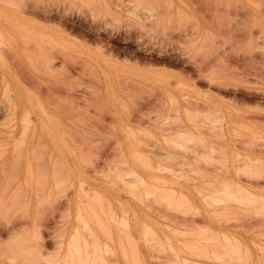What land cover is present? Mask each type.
Here are the masks:
<instances>
[{
    "label": "rangeland",
    "instance_id": "rangeland-1",
    "mask_svg": "<svg viewBox=\"0 0 264 264\" xmlns=\"http://www.w3.org/2000/svg\"><path fill=\"white\" fill-rule=\"evenodd\" d=\"M263 149L264 0H0V264H264Z\"/></svg>",
    "mask_w": 264,
    "mask_h": 264
},
{
    "label": "bare ground",
    "instance_id": "bare-ground-1",
    "mask_svg": "<svg viewBox=\"0 0 264 264\" xmlns=\"http://www.w3.org/2000/svg\"><path fill=\"white\" fill-rule=\"evenodd\" d=\"M46 52V51H45ZM53 58H54V56H53ZM50 62V61H49ZM47 69V68H46ZM48 70V69H47ZM50 71V70H49ZM254 94V93H253ZM158 99V98H157ZM259 99V98H258ZM261 99V98H260ZM153 100H156V99H153ZM262 100V99H261ZM157 102V101H156ZM154 103V102H153ZM153 103H150V104H153ZM158 103V102H157ZM147 105V104H146ZM262 123V122H261ZM260 150V149H259ZM264 150V149H263ZM28 164V163H27ZM27 167V166H26ZM95 169V168H94ZM29 170V169H28ZM27 170V171H28ZM95 170H91V172H94ZM95 172H97V171H95ZM94 172V173H95ZM81 182V181H80ZM264 183V182H263ZM262 183V184H263ZM82 184V183H81ZM258 183H257V181H256V183H255V186L257 185ZM250 186H252V184H250ZM254 186V185H253ZM252 186V187H253ZM254 186V187H255ZM261 186V185H260ZM259 187V186H258ZM81 188V187H80ZM1 192H3V191H0V193ZM80 192L82 193V192H84V191H82L81 189H80ZM1 195V194H0ZM1 197H3L4 198V196H1ZM68 201L69 199H65V201ZM217 202H219V200H216ZM65 204H67L66 202H65ZM94 206H92L91 207V209L90 210H92V208H93ZM98 207V209H99V212H102V213H100V214H103L104 212H103V207H99V206H97ZM97 209V210H98ZM109 210H107L108 212H106V214L108 213L109 214V216H108V214L106 215V216H108L107 218H108V220H110V221H112V223H114L115 224V226L117 225L115 222H116V216H115V218H114V215H113V212H112V209H110V208H108ZM101 210V211H100ZM92 211H95V210H92ZM92 211H89V212H92ZM93 213H95V214H93ZM93 213H91V216L93 217V219H95V217H96V219H95V222H96V225L98 224V222H100V224L99 225H102V227H105L104 229H105V231H107L106 233H104V231L102 232L103 233V235L105 234H107L108 233V227H106V224H105V226L103 225V224H101V222L102 221H100V217L96 214V213H98V211H95V212H93ZM87 214V213H86ZM97 215V216H96ZM116 215V214H115ZM104 216V215H103ZM106 216H105V218H106ZM89 218V217H88ZM106 218V219H107ZM111 218V219H110ZM91 219V218H90ZM106 219H104V220H106ZM85 220V219H84ZM97 220H98V222H97ZM115 220V221H114ZM86 221V220H85ZM91 221V220H90ZM193 221V220H192ZM194 223L193 224H195L196 222L195 221H193ZM92 223V222H91ZM103 223V222H102ZM105 223H106V221H105ZM107 223H108V225H110L109 224V222L107 221ZM188 224H191V222L190 223H188ZM194 226V225H193ZM101 227V226H100ZM102 227L100 228L101 230H102ZM224 227H226V226H223L222 228H224ZM107 228V229H106ZM221 228V229H222ZM226 229V228H225ZM224 229V230H225ZM101 233V232H100ZM89 234V236H90V233H88ZM1 235V234H0ZM104 235V236H105ZM108 236L110 237L111 236V234H110V232L108 233ZM106 237H107V235H106ZM108 238V237H107ZM108 240L109 241H111L112 242V239L110 240L109 238H108ZM195 242H197L196 240H193V241H191V243H192V245L194 244H196ZM199 242V241H198ZM183 244V243H182ZM223 244V243H221V241L220 240H214L213 241V245H212V242H204L202 245L204 246V248L205 249H207V248H210V247H212L213 246V248L215 249H217V248H224V246L222 245V247H220L221 245ZM181 245V244H180ZM184 245H185V243L183 244V247H184ZM226 245V244H225ZM104 246L105 247H107L106 246V243H104ZM108 247H110V246H108ZM202 247V246H201ZM227 247V246H226ZM184 248H186V245H185V247ZM183 248V249H184ZM171 249H172V247H171ZM178 249V248H177ZM226 249V248H225ZM93 250V249H92ZM221 250V249H220ZM227 250V249H226ZM226 250L224 251V252H226ZM96 251V250H95ZM177 251V250H176ZM179 251V253L182 251V249H179L178 250ZM172 252V251H171ZM173 252H175V251H173ZM176 253V252H175ZM178 253V252H177ZM222 253H223V251H222ZM227 253V252H226ZM95 254L93 253V256H94ZM79 255H77L74 259H72V260H69V263H71L72 264V262H73V260H76V262H77V264L79 263V261L81 262L82 260L81 259H79L80 257H81V255L78 257ZM82 256H84V255H82ZM88 256V254H85V257H81L83 260L85 259V261H84V264H86V261L89 259V256ZM86 258H88L87 260H86ZM162 257H160V259H161ZM167 258H168V256H167ZM78 259V260H77ZM90 259H91V261L89 262V264H93V262H95V260L96 259H94L93 260V258H92V253H91V257H90ZM166 258H164L163 260H159V258H157L154 262H155V264H211L210 262H207V263H205V262H202L201 260H199L198 259V256L195 254V253H193V254H190V255H175L174 253H173V255H172V257H170V259H167V260H165ZM157 260H159V261H157ZM224 260H225V258L224 257H219V258H217V261L218 262H222V264H224ZM72 261V262H71ZM98 262V264L101 262V261H97ZM109 262V261H108ZM112 262V261H111ZM65 263V262H64ZM69 263H67V264H69ZM82 264H83V261L81 262ZM80 263V264H81ZM103 264L105 263V261H103L102 262ZM113 263L114 264H118L117 262H114L113 261ZM74 264V263H73ZM95 264V263H94ZM101 264V263H100ZM108 264V263H107ZM110 264V263H109ZM213 264H217V262H213Z\"/></svg>",
    "mask_w": 264,
    "mask_h": 264
}]
</instances>
